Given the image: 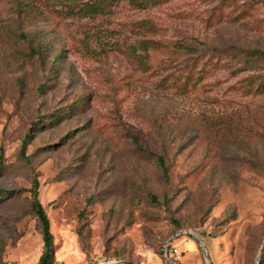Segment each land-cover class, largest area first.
I'll use <instances>...</instances> for the list:
<instances>
[{
	"label": "rangeland",
	"instance_id": "obj_1",
	"mask_svg": "<svg viewBox=\"0 0 264 264\" xmlns=\"http://www.w3.org/2000/svg\"><path fill=\"white\" fill-rule=\"evenodd\" d=\"M92 2L0 0V264L33 181L51 264H264V0Z\"/></svg>",
	"mask_w": 264,
	"mask_h": 264
},
{
	"label": "trees",
	"instance_id": "obj_2",
	"mask_svg": "<svg viewBox=\"0 0 264 264\" xmlns=\"http://www.w3.org/2000/svg\"><path fill=\"white\" fill-rule=\"evenodd\" d=\"M103 0H100V2L95 3H88L85 5L86 8H88V13L93 12L96 13L95 11L97 10V8H102L100 7V3H102ZM119 0H108V4L111 3H116ZM130 3H133L134 5H136L139 8H145L150 4H156L158 0H127ZM257 53L259 55H261L262 59L264 60V52L263 51H257ZM1 161H2V152H1V148H0V167H1ZM156 161L159 165V167L161 168L162 174H166V167L163 164V160L161 157L157 156L156 157ZM28 191L30 192V196H31V200H30V207L32 209V211L34 212V215L39 223V227H40V234H41V242H42V251L41 254L37 260L36 264H51L52 260H53V243H52V235L49 231V226H48V221L45 215V212L43 210V207L41 206V204L38 202L37 198H36V182L33 181L32 182V186L28 189ZM183 235H187V234H183ZM169 247L171 246V243H169ZM163 252V250H162ZM170 260L173 257H169ZM174 259V258H173Z\"/></svg>",
	"mask_w": 264,
	"mask_h": 264
},
{
	"label": "built area",
	"instance_id": "obj_3",
	"mask_svg": "<svg viewBox=\"0 0 264 264\" xmlns=\"http://www.w3.org/2000/svg\"><path fill=\"white\" fill-rule=\"evenodd\" d=\"M185 234V233H183ZM169 257H173L174 259L178 258L179 253L176 251V249L174 247H169V244L167 246L164 245L163 247V257L164 259L167 260V258ZM58 264H62V263H58Z\"/></svg>",
	"mask_w": 264,
	"mask_h": 264
},
{
	"label": "water",
	"instance_id": "obj_4",
	"mask_svg": "<svg viewBox=\"0 0 264 264\" xmlns=\"http://www.w3.org/2000/svg\"><path fill=\"white\" fill-rule=\"evenodd\" d=\"M170 242H167L166 244H165V246H167L168 244H169ZM199 245L200 246H202V243H199ZM203 255H204V257H205V251L203 250ZM205 261H206V263L208 264V261H207V258L205 257ZM122 264H132V263H129V262H121Z\"/></svg>",
	"mask_w": 264,
	"mask_h": 264
}]
</instances>
